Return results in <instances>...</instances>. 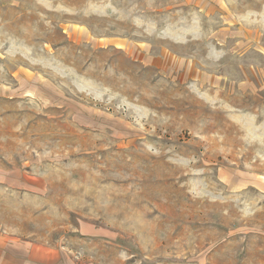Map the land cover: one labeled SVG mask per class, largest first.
Masks as SVG:
<instances>
[{
	"label": "rangeland",
	"instance_id": "obj_1",
	"mask_svg": "<svg viewBox=\"0 0 264 264\" xmlns=\"http://www.w3.org/2000/svg\"><path fill=\"white\" fill-rule=\"evenodd\" d=\"M0 264H264V0H0Z\"/></svg>",
	"mask_w": 264,
	"mask_h": 264
}]
</instances>
